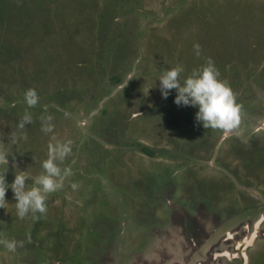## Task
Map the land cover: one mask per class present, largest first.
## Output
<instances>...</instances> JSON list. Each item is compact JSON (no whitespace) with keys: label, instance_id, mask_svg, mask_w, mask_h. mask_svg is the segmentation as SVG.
I'll return each mask as SVG.
<instances>
[{"label":"rangeland","instance_id":"1","mask_svg":"<svg viewBox=\"0 0 264 264\" xmlns=\"http://www.w3.org/2000/svg\"><path fill=\"white\" fill-rule=\"evenodd\" d=\"M209 58L242 105L239 137L160 91L163 72L183 82ZM260 121L264 0H0V173L31 188L52 136L71 142L59 166L73 173L35 222L7 189L0 239L24 246L0 244V264H264Z\"/></svg>","mask_w":264,"mask_h":264},{"label":"clouds","instance_id":"2","mask_svg":"<svg viewBox=\"0 0 264 264\" xmlns=\"http://www.w3.org/2000/svg\"><path fill=\"white\" fill-rule=\"evenodd\" d=\"M196 55H200V45L194 44ZM183 72L181 66L173 67L163 72L158 78L160 81V91L164 98H167L170 90L175 89L177 95L175 103L177 105L194 106L198 108L195 114L197 122L203 125L205 129L220 130L224 139L232 135L241 136L239 131L242 123V105L236 101V95L231 87L223 80L219 79V71L216 69L211 58L205 65L194 68L183 82L180 76ZM131 79V78H130ZM24 99L29 108L35 107L39 102V97L35 89H27ZM67 116L68 114L65 113ZM51 115L41 116V131L45 134L54 131ZM33 122L32 115L27 111L19 120L17 128L23 130L26 124ZM264 132V121L258 122L257 126L251 129L252 135ZM10 140L13 142L18 138L16 132H12ZM26 138V137H24ZM48 145L47 159L42 161L43 171L34 178L33 186L26 188V181L29 176L23 171L16 172L11 185L7 184L4 173H0V208L7 209L6 191L11 187L14 198L17 217L25 219L31 214V219L35 222L41 216L46 215V200L49 194L63 188L64 180L73 175L71 168H61L65 159L71 154V142H62L55 136ZM9 153L0 150V165L8 166ZM71 187L75 190L77 185L73 183ZM40 214V215H37ZM27 242L32 243L30 234L27 236ZM0 244L9 252H15L17 247H23L24 241L0 239Z\"/></svg>","mask_w":264,"mask_h":264},{"label":"snow or ice","instance_id":"3","mask_svg":"<svg viewBox=\"0 0 264 264\" xmlns=\"http://www.w3.org/2000/svg\"><path fill=\"white\" fill-rule=\"evenodd\" d=\"M253 235H255V234H253Z\"/></svg>","mask_w":264,"mask_h":264},{"label":"trees","instance_id":"4","mask_svg":"<svg viewBox=\"0 0 264 264\" xmlns=\"http://www.w3.org/2000/svg\"><path fill=\"white\" fill-rule=\"evenodd\" d=\"M19 107V106H18Z\"/></svg>","mask_w":264,"mask_h":264}]
</instances>
